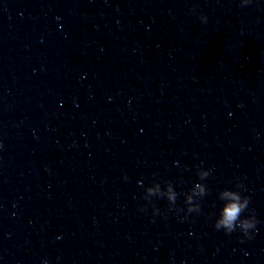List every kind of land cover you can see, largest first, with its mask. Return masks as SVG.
Here are the masks:
<instances>
[{"label":"clouds","instance_id":"obj_1","mask_svg":"<svg viewBox=\"0 0 264 264\" xmlns=\"http://www.w3.org/2000/svg\"><path fill=\"white\" fill-rule=\"evenodd\" d=\"M251 0H240L241 7L249 4ZM202 23L207 22L205 15L200 16ZM211 175V169L198 170L197 176L200 181L205 180ZM243 185L240 182L235 184L236 189H243ZM208 192L207 186L201 182L195 183L191 189L184 193V203L187 206L186 212L200 213L201 205L199 199L205 196ZM179 193L174 190L173 183L168 181L165 183L164 188H161L159 182H153L152 186L145 188L143 199L150 200L152 197L166 198L169 202V211L175 209L177 212L183 211V209L175 208L176 200ZM219 200L223 201V206L219 211V215L215 220L214 228L216 230H223L226 234H231L237 229L243 234L246 239L252 238V231L255 230L258 223L254 214H250L247 217L242 218V215L249 210L250 197L243 196L241 191L223 189L218 193ZM144 210V209H141ZM159 210L154 208V214ZM187 219V216L184 217Z\"/></svg>","mask_w":264,"mask_h":264}]
</instances>
